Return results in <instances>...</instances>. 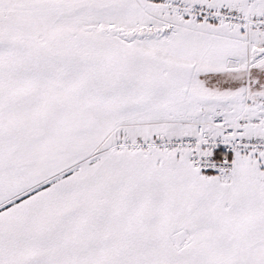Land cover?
Masks as SVG:
<instances>
[{
	"label": "snow or ice",
	"instance_id": "snow-or-ice-1",
	"mask_svg": "<svg viewBox=\"0 0 264 264\" xmlns=\"http://www.w3.org/2000/svg\"><path fill=\"white\" fill-rule=\"evenodd\" d=\"M0 264H264V0H0Z\"/></svg>",
	"mask_w": 264,
	"mask_h": 264
}]
</instances>
